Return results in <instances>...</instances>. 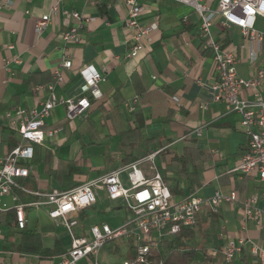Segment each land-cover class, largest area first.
I'll list each match as a JSON object with an SVG mask.
<instances>
[{
  "label": "crops",
  "instance_id": "1",
  "mask_svg": "<svg viewBox=\"0 0 264 264\" xmlns=\"http://www.w3.org/2000/svg\"><path fill=\"white\" fill-rule=\"evenodd\" d=\"M136 1L147 7L141 22L157 20L158 28L149 34V41H144V53L138 58H128L131 36L125 27L126 8L122 0H0V159L19 139L8 126L6 112L17 107L40 109L41 102L48 97L46 86L53 81V69L66 58L71 67L62 71L64 81L53 89L60 99L80 94L83 80L79 69L83 65L109 70L105 81L97 87L99 97L85 95L91 104L87 111L68 120L65 108L59 105L44 119V130L56 133L45 137L37 145L38 151L33 147V159L27 165L29 176L22 181L28 190L40 193L68 190L152 156V162L143 161L140 167L151 176V165L155 166L174 202L189 195L207 199L215 192L235 191L240 200L256 195L264 209V185L256 176L243 177L234 171L246 138L238 129L240 116L226 113L222 103L211 101L210 86L216 73L210 54L200 47L199 16L175 0ZM55 4L61 10L94 18L79 31V43L64 44L60 39L63 32L74 26V21L60 13L51 17L45 30L36 33L35 22ZM219 22L216 17L212 28L215 38L225 47H234L239 59L238 75L248 79L254 67L249 63L244 38L235 27L222 30ZM256 28L264 32V19H257ZM256 66L264 68V51L258 55ZM36 87L41 88L35 90ZM261 96L264 99V88ZM173 97L178 101H173ZM134 98L137 102L130 112L127 104ZM200 105H206V109ZM102 144H106L116 162L97 175L94 171L103 168L99 156L83 153L87 147ZM72 149H77L74 156ZM185 151L188 159L181 165L177 158ZM94 156L97 158L93 159ZM124 175L121 180L127 185ZM19 199L32 202L37 197L19 193ZM4 201L10 204L9 198ZM47 210L43 206L25 208L26 227L22 231L16 229L11 211L2 215L1 237L2 224L7 227L12 220L14 229L10 233L21 237L23 232L35 231L60 242L61 254L54 255L53 248L51 251L44 248L39 255H33L34 259H28V264H56L69 247L67 233L57 221L48 218ZM76 217L75 234L87 235L93 225L107 223L112 228L118 227L129 214L121 201H109L103 191H98L95 204L79 211ZM242 217L239 203H224L217 213L204 207L196 224L187 229L192 238L180 244L186 242L184 248L200 256L227 240L249 238L264 250V230L256 222L245 223ZM38 218L42 220L40 224H36ZM57 229L64 232L58 234ZM64 237L68 240L65 243ZM120 251L129 253L123 245ZM241 254L262 264L247 246ZM2 255L4 251H0V264H7L8 259ZM27 257L16 256L13 260L20 263ZM210 260L220 264L219 259Z\"/></svg>",
  "mask_w": 264,
  "mask_h": 264
},
{
  "label": "built area",
  "instance_id": "2",
  "mask_svg": "<svg viewBox=\"0 0 264 264\" xmlns=\"http://www.w3.org/2000/svg\"><path fill=\"white\" fill-rule=\"evenodd\" d=\"M189 6L200 18L198 38L203 51L210 54L216 73L215 81L210 86L211 101L222 103L226 113L240 116L238 129L246 138L244 151L234 171L243 177L256 176L264 185V68L257 67L258 55L264 51V32L256 28L258 18L264 19V0H175ZM126 8L125 27L131 36V44L126 57L138 58L144 53V41H149V34L158 28L157 20L147 24L141 22L147 7L136 0H122ZM60 13L74 21V26L60 35L64 44L80 42L79 31L90 25L94 18L77 11L61 10L58 4L35 22L36 33L46 29L51 17ZM220 18L222 30L235 27L245 40L249 52V63L254 67L252 75L242 78L238 75V56L234 47H225L215 38L212 28L214 19ZM71 67V61L63 59L52 71L53 81L46 86L48 97L40 104V109H16L6 112L8 126L19 137L17 145L0 159V223L2 215L12 212L17 230L26 227L25 208L47 207V216L57 221L67 233L70 243L60 255L56 264H101L100 256L105 244L120 240L130 245L133 254L130 260L122 264H163V257L157 255L163 249V243L184 229L192 228L197 216L204 207L217 213L224 203H239L242 206L243 221L256 222L264 230V209L258 204L256 195L240 200L235 191L227 194L215 192L203 199L189 195L180 201L171 199L168 186L163 176L151 165L152 175L147 176L141 169L143 161L152 162V156L141 161L129 163L121 169L102 177L80 184L68 190L52 189L40 193L28 190L22 181L28 177V163L33 159V146L41 145L45 137H52L55 130H44V119L57 106L65 108L68 120H73L90 107L85 96L91 94L98 98L97 87L105 81L109 70L104 67L97 70L92 65H83L79 75L83 80L80 94L76 97L60 99L53 92L54 86L64 81L62 71ZM41 87H36L35 90ZM173 101L178 99L173 97ZM134 98L127 104L130 112L134 111ZM206 109V105H200ZM126 174L127 184L121 180ZM98 191H103L109 201H121L129 218L120 226L112 228L107 223L89 227L87 235L75 234L78 226L77 213L95 204ZM19 193L32 195L37 200L21 202ZM7 197L10 204L4 201ZM0 230V237H1ZM249 253L259 258L264 264V250L249 238L227 240L221 247L203 253L206 257L219 259L220 262H232L244 247ZM93 259V260H91Z\"/></svg>",
  "mask_w": 264,
  "mask_h": 264
},
{
  "label": "trees",
  "instance_id": "3",
  "mask_svg": "<svg viewBox=\"0 0 264 264\" xmlns=\"http://www.w3.org/2000/svg\"><path fill=\"white\" fill-rule=\"evenodd\" d=\"M193 144V141L189 142V146ZM181 165L186 163L188 159V154L185 151L180 157L177 158ZM194 159L190 155V161ZM29 171V167H28ZM29 176V174H28ZM192 238V232L187 229L181 230L171 239L166 240L163 243V249L157 255L163 257V264H204V262L199 263L197 259L199 254L193 251L187 250L181 246L182 241H187ZM51 245L53 247H51ZM44 248H50L49 250L53 252L54 255H59L63 251L60 242L54 238H48L41 236L40 233L35 231L23 232L21 235L20 244L18 245V250L22 253H29L32 255H39ZM203 260H209L212 258L206 257L204 254L200 255ZM199 258V259H200ZM236 259V258H235ZM229 263L220 262V264H259L258 262H251L247 259L244 254H240L236 260Z\"/></svg>",
  "mask_w": 264,
  "mask_h": 264
},
{
  "label": "rangeland",
  "instance_id": "4",
  "mask_svg": "<svg viewBox=\"0 0 264 264\" xmlns=\"http://www.w3.org/2000/svg\"><path fill=\"white\" fill-rule=\"evenodd\" d=\"M33 147L35 151H38L39 147L37 145H34ZM76 152H77V149H72L71 156H74ZM83 154H88V155L92 154V155L99 156L98 158H100L103 168L101 170L94 171L96 172L95 174L97 175H101L105 170L110 168V165H114V163L116 162V160H113L111 158L110 153L107 150L106 144H102L98 146H90L89 148L87 147V150ZM96 158L97 157L94 156L93 159H96ZM125 176L126 174L124 175V177ZM125 186H128V184L127 185L125 184ZM121 212L123 214V210H121ZM121 217H123V220H124V215H121ZM41 222L42 220L38 218L36 221V224H40ZM10 229H14V222L12 220L7 225V227L4 226V224H2L3 236L0 238L2 242L0 243V251H4L5 255H2L1 257L8 259L7 264H28L27 261L29 260L31 261L32 259H34L33 255L29 253H22L18 250V245L20 244L21 237L18 235V233H15V232L10 233ZM56 232L58 234H62L64 231L62 229H57ZM67 241L68 240L64 237L63 242L65 243ZM121 245H123V247L128 248V251H129L128 254H124L122 251H120ZM181 246L186 247L187 246L186 242H183ZM118 247H120L119 251L116 252V249ZM132 254H133V250L130 248V245L123 244L120 240H117V241L109 242L105 244L102 250V255L100 256L99 260L101 264H122L123 260H126V259L130 260ZM16 256H23V257L28 256V257L25 258L23 262L16 263L13 260ZM197 261H199V263L204 262V264H218L219 262V261L217 262L215 260H210V259L205 261L202 258L200 259L198 258ZM82 262H80L79 264H83ZM85 264H88L87 261L85 262Z\"/></svg>",
  "mask_w": 264,
  "mask_h": 264
}]
</instances>
